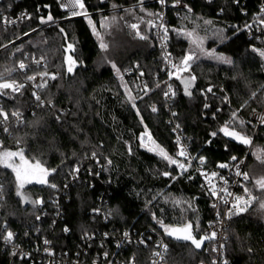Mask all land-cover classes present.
<instances>
[{
    "label": "trees",
    "instance_id": "1",
    "mask_svg": "<svg viewBox=\"0 0 264 264\" xmlns=\"http://www.w3.org/2000/svg\"><path fill=\"white\" fill-rule=\"evenodd\" d=\"M82 2L84 11L91 14L87 20L66 19L57 0H20L15 7L27 10L31 18L0 33V77L8 76L18 63L31 56L45 59L44 70L56 75L41 93L51 108H39L33 115L27 112L32 103L30 89L25 90L23 97L5 94L2 99L6 110L24 113L23 122L8 125V132L0 126V146L12 151L23 149L30 163L39 161L49 173L55 172L47 175L46 183H26L21 191L33 200L48 201L51 185L62 184L74 165L93 158L88 163L93 175L85 174L82 183L69 190V200L63 203L62 222L52 231L44 227V234L53 240L57 252L72 255L79 251L80 236L85 233L98 236L103 231L151 228L168 244L170 264H211V243L197 252L189 243L172 240L160 223L171 227L190 223L193 235L200 238L212 216L208 192L192 170L178 174L156 151H149V147L138 142L139 134L147 130L172 158L178 152L167 123L163 62L150 25L159 6L156 2L139 4L141 0ZM188 2L187 13L176 16L175 9L167 11L169 50L173 57L179 62L187 53L196 57L187 71L172 79L173 117L185 134L190 151L204 157L209 170L222 171L224 168L219 165H229L234 161L232 157H246L248 187L258 195V201L228 221L222 264H264V210H257L258 203L264 202V190L255 189L252 181L264 177V125L255 132L248 121L239 122L249 119L251 112L264 103V63L249 51L252 42L245 38L243 19L230 0H214L211 4L205 0ZM49 15L53 20L41 23V18L47 19ZM133 22L138 23V34L130 28ZM93 25L106 49L100 48ZM187 33L193 35L189 37ZM68 44L73 49L69 50ZM69 56L75 61L71 72ZM135 67L143 73L146 88L137 92L124 83L135 98L134 108L119 84L117 69L120 74ZM39 70L32 69L31 73ZM177 76L195 77L196 88L191 98L183 95ZM209 85L212 90L204 98L200 92ZM234 112L236 118L230 130L250 138V144H242L220 131L233 120ZM96 170L102 183L94 177ZM165 172L170 175L165 176ZM14 174L10 168L0 166V221L22 236L25 228L33 224L35 211L21 203V195L16 197ZM101 195L110 217L107 224L91 220L88 214ZM63 226L70 229L69 234L63 233ZM136 253L142 258L146 256L142 250ZM10 262L31 264L24 258L12 259L0 246V264Z\"/></svg>",
    "mask_w": 264,
    "mask_h": 264
},
{
    "label": "built area",
    "instance_id": "2",
    "mask_svg": "<svg viewBox=\"0 0 264 264\" xmlns=\"http://www.w3.org/2000/svg\"><path fill=\"white\" fill-rule=\"evenodd\" d=\"M20 0H0V33L8 28H13L20 23L31 18V14L25 9H19L15 6L18 5ZM189 0H164L161 4L160 0H141L139 4L156 2L158 4V9L155 12V17L150 21L152 28L154 40L156 42L157 48L160 51L161 59L163 62L162 72L165 76L163 99L166 103V109L169 114L167 123L171 126V132L174 136V141L176 142L178 151L181 146L186 149L187 157H178L177 154L173 159H178L179 162H183L186 165L187 170L184 171L177 167V165H171L175 168L178 174H183L189 170L197 176L200 181V185L208 192L210 196V206L212 209V216L210 220L206 223L202 236H211L215 232V238L213 241L209 242L212 244V261L211 264H222L224 255V244L228 238V221L235 215H229V210L231 209L232 203L234 202L235 196H241L247 199L248 194L245 189H248L249 179L245 180L243 176H237L235 173L238 169L241 173H247L245 171V159L242 158L232 161L227 167L221 170H209L205 166V159L202 156L194 155L189 148L185 134L182 132L180 127H177L178 123L174 120L175 112L171 109L173 99H174V88L172 85L173 77L179 72L174 67V65L180 66V62L176 60L169 50V18L167 11L169 8L175 9V15L180 13H187L190 11ZM214 0H205V2L211 4ZM234 7H237L239 15L243 19L242 28L245 38L252 42L249 45V51L255 55L262 63H264V56L260 55L261 51H264V23L261 19L264 18V0H230ZM58 8L61 13L66 15L68 18H83L85 20L89 19L91 16L87 12V16L77 15L72 16L71 10L62 7V4H66L67 0H57ZM253 5L251 8L250 6ZM222 11H218L220 15ZM5 19L10 22H5ZM47 22V19H44ZM45 22V23H46ZM132 24H136L137 28L133 29ZM130 28L136 33H139L138 23L133 22L130 24ZM167 29V32H165ZM188 55V54H187ZM28 58V57H26ZM36 61H40L39 64ZM23 63L26 65L24 70L19 69L18 63L8 76L0 77V82H11L16 81L17 83H22L24 85L23 89L19 92H12L11 89L0 90V108L9 114L7 122H3V118L0 117V126H5L12 124L17 126L21 124L16 118L11 116V113L15 110H6L2 106V99L5 94H9L13 97H23L25 90L30 89L32 96L31 108L27 110L31 115L35 113L39 108H51V104L45 102L41 93L43 89L47 86L49 80L51 79V74H49L45 67V59L42 57L31 56ZM32 69H40L38 72L31 73ZM47 72V76H41V73ZM169 73H173L170 77ZM28 76H35L36 79L29 81ZM123 83L128 84L137 92H143L146 88L145 77L143 73L135 68L125 69L119 75ZM39 84H45L44 87H37ZM169 86L171 91H169ZM209 88L212 90V85L207 86L201 90L200 94L205 98ZM36 95L40 96V101L35 99ZM165 93H168L166 96ZM41 101L43 102L41 104ZM153 106L151 107L152 110ZM22 115L20 120L23 121V111L17 110ZM252 128L257 129L264 125V103L260 109L253 110L247 122ZM179 126V125H178ZM144 132H141L138 136V142L141 145L140 137ZM179 138V144H177V139ZM252 140V139H251ZM145 144L151 147V144L147 141L145 137ZM178 153V152H177ZM204 159V163H200L199 158ZM94 159L91 158L85 163L81 162L74 165L70 173L69 178L60 185H55L52 188L51 197L48 201L37 198L35 200L28 197V195H21V203L23 205H29L35 211L33 216V224L28 225L25 228V232L22 236H19L17 231H13L8 228L6 222L0 221V246L6 250L12 259L17 258L21 260L22 258L30 261L31 264H170L169 258V247L166 243L164 237L156 230L151 228H145L142 230H137L135 228H126L117 232L103 231L100 235H96L93 232L85 233L80 236L79 251L74 252L69 255L67 252H57L54 249V242L49 235L45 233L46 228L51 229V231L62 222L64 210L63 203L68 202L69 190L75 185L81 184L84 180V175L92 176L93 172L89 168L88 163H92ZM190 164V166H189ZM217 173L215 177L211 176V173ZM207 174V176L205 175ZM95 179L102 183L99 179V172L96 170L94 173ZM223 178V179H221ZM215 186L218 192L217 196L211 195V188ZM224 189L227 193L232 195H226ZM249 190V189H248ZM254 199L250 201L246 209L250 208L258 200V196L249 190ZM227 199L229 203L225 204L224 199ZM38 201L39 203H34ZM3 202V183L0 178V215L2 211ZM235 211L234 209L232 210ZM89 217L91 220H100L104 224H107L110 217L108 213V208L104 203L103 196H98L96 198L95 206L92 207L89 212ZM67 229V231L65 230ZM63 233L65 235L70 233V229L67 226L62 227ZM8 232L13 233V239L11 242H6L4 237ZM127 233V236L125 235ZM47 241V243H45ZM167 246L165 251L164 246ZM142 250L146 254L145 258H142L136 251ZM160 253V255H156ZM11 264V262H10Z\"/></svg>",
    "mask_w": 264,
    "mask_h": 264
},
{
    "label": "snow or ice",
    "instance_id": "3",
    "mask_svg": "<svg viewBox=\"0 0 264 264\" xmlns=\"http://www.w3.org/2000/svg\"><path fill=\"white\" fill-rule=\"evenodd\" d=\"M161 4L164 3V0H160ZM62 7L66 8V9H70L71 10V15L72 16H77V15H84L87 16V12L84 11L85 9V5L82 2V0H67L66 4H62ZM262 11H264V9H262ZM53 17L51 15H49L47 17V21H52ZM5 22H10L7 21V19H5ZM46 21L41 18V23H45ZM261 22L264 23V18L261 19ZM206 23H210V21H206ZM89 24L91 25L92 22L91 20H89ZM93 32L95 34L98 35V33H96V29L95 26L93 25ZM131 27L133 29L137 28L136 24H132ZM64 30L61 29V32H63ZM165 32H167V29H165ZM186 35H188L189 37H191L193 35V33H187ZM142 39L145 37H141ZM194 43H197V41H194ZM100 47L102 49H106L107 45L103 42V40H101V44ZM67 48L69 50L73 49V45L72 44H68ZM261 56H264V51L260 52ZM193 60V56L191 54L186 55L182 61H181V65H183V67L181 68L180 66L174 65V67L177 69V71H187L188 68L190 67V61ZM67 61L69 64L68 67V71L71 72L73 70V65L75 64V61L72 60V57L69 56L67 57ZM230 62V61H228ZM37 64L40 63V61H36ZM113 67H115V65H113ZM26 68V65L23 62H20L19 64V69L24 70ZM117 74L119 75V70L117 69ZM48 73L44 72L41 73V76H47ZM173 75V73H169V76L171 77ZM51 79H55L56 76L52 75L50 77ZM178 79H181L180 76H177ZM27 79L29 81L35 80L36 77L35 76H28ZM195 80V77H190L187 79H182V83L184 84V89H185V94L186 95H191V93L188 91L189 87L191 86L192 81ZM46 86L45 84H39L37 85V87H44ZM24 85L22 83H17L16 81H11V82H0V90H5V89H11L12 92H19L21 89H23ZM127 91V89H126ZM169 91H171V87L169 86ZM207 91L211 92V88H209ZM174 94V93H173ZM33 95L35 96V99L37 101H40V96L36 95V93H33ZM165 95L167 96L168 93H165ZM129 101L132 102V106L135 108L136 105L134 103L135 98L132 97L131 95H129L128 97ZM43 102L41 101V104ZM205 107H207V105H205ZM152 111L155 112L156 108L153 106ZM137 114H139V111H137ZM21 113L18 111H14L11 113V116L16 118L19 122H23L20 120L21 117ZM233 116V120L229 121L228 124H226L224 127H222L220 129L221 132L224 133V135L226 136H230L233 139L238 140L240 143L242 144H250V138H248L245 135H242L241 133L235 131L234 129L230 130V125L235 121L236 118V113L234 112L232 114ZM0 117L3 118V122H7L8 118H9V114L7 112H5L2 108H0ZM241 124H243V121H240ZM177 127H179L177 125ZM5 132H8L9 129L7 127L4 128ZM213 136L217 135V133H212ZM145 137L147 138V141L153 146V147H149L148 150L149 151H156V154L159 155L162 159L166 160L170 165H177V167H179L180 169L186 171V165L183 162H179L178 159H173L166 151L163 147H161L160 145L156 144V142L152 139V136L150 133L147 132V130L141 135V137L139 138L141 141V146H147L145 144ZM177 144H179V138L177 139ZM131 151V150H130ZM261 150H258V158H261V154H260ZM95 155V154H93ZM178 157H187V152L186 149L181 146L179 148V151L177 153ZM17 158L19 160V163H17ZM200 159V163L203 164L204 163V159L201 157ZM233 160H236V157H232ZM0 166H3L5 168H10L16 176V180L18 182V191H17V195H22V193L19 191V189H22L24 187V184L27 182H31L30 177L32 176H36L37 173H39V176L37 178V182L38 183H46V177L47 175H49V171L45 168H43L40 164L39 161L35 162L34 164L30 163L24 156V152L23 149H18L16 151H12V150H5L2 148V146H0ZM190 166V164H189ZM219 167L224 168L227 167V165L225 164H221L219 165ZM52 171H55L54 169ZM165 176L170 175V173H163ZM237 176H243V178L245 180H248V173H241L238 169V165H237V171L235 173ZM207 176V174H205ZM217 175V173L213 172L211 173L212 177H215ZM223 179V178H221ZM259 188L261 190H264V177H261L260 179L256 180L255 182ZM52 187H55V185H51ZM223 191H225L226 195L230 196L232 195L231 193H227V190L224 189ZM245 192L248 194L247 199L241 196H235L234 197V202L232 203L231 209L229 210V215H233V214H238L240 212L246 211V207L247 205L250 203V201L252 199H254V197L251 196V194L249 193V190L246 188ZM211 195L212 196H217L218 192L215 189V186L213 185L211 188ZM34 203H39L38 201L34 202ZM224 203L227 204L229 203V201L225 198L224 199ZM261 207L264 208V204H261ZM235 210L234 212L232 210ZM161 226L164 227V231L165 233L170 236V237H174L176 240H182V241H190L192 245L195 246V248L199 249L202 244L203 241L205 239H214L215 238V232H213L211 234V236H205V237H201L200 239H197L193 233H192V224H186L182 227H171V226H165L163 225V222L161 221ZM67 231V229H65ZM125 235L127 236V233H125ZM6 242H11L13 239V233L8 232L7 235L4 237ZM47 243V241L45 242ZM165 251L167 250V246H164ZM156 255H160V253H156Z\"/></svg>",
    "mask_w": 264,
    "mask_h": 264
},
{
    "label": "rangeland",
    "instance_id": "4",
    "mask_svg": "<svg viewBox=\"0 0 264 264\" xmlns=\"http://www.w3.org/2000/svg\"><path fill=\"white\" fill-rule=\"evenodd\" d=\"M98 37H99V46H100V44H101V35L100 34H98ZM104 42V41H103ZM101 48V47H100ZM187 54H191L192 56H193V60L192 61H190V65H192L195 61H196V57L194 56V54H192V53H187ZM186 54V55H187ZM180 66H181V68L183 67V65H181V62H180ZM114 71H116V70H114ZM181 72H184V71H179V73H181ZM52 75H55V74H52ZM51 75V76H52ZM120 75V74H119ZM119 75L117 74V78H118V81H119V84H120V86H121V88H122V90H124V93H125V96H126V98L128 99V97H129V95H131L130 94V92L128 91V89L124 86V83L121 81V79H120V77H119ZM56 76V75H55ZM126 89H127V91H126ZM133 97V96H132ZM240 121H243V123H246L247 121H248V119H246V120H242V119H240ZM239 121V122H240ZM237 122H238V118H237ZM35 162H32V164H34ZM38 176H39V173H37L36 174V176H32L31 178H32V181L34 182V183H38L37 182V178H38ZM249 177V176H248ZM261 177H257V178H255V179H253L252 181H253V185H254V187H255V189H257V190H261L260 188H259V186L255 183L256 182V180H258V179H260ZM248 189L250 190V191H252L249 187H248ZM21 193H22V191H20ZM253 192V191H252ZM255 193V192H254ZM256 194V193H255ZM257 195V194H256ZM22 196H23V194H22ZM258 196V195H257ZM258 201V200H257ZM261 204H264V202H259L258 203V205H257V210H264V208H262L261 207Z\"/></svg>",
    "mask_w": 264,
    "mask_h": 264
},
{
    "label": "water",
    "instance_id": "5",
    "mask_svg": "<svg viewBox=\"0 0 264 264\" xmlns=\"http://www.w3.org/2000/svg\"><path fill=\"white\" fill-rule=\"evenodd\" d=\"M141 37H142V36H140L139 38H141ZM187 78H190V77H187V76L181 77V79H178V83H179L180 87L182 88L183 95H184L186 98H191V96H192V92H193V91L195 90V88H196V82H195V80L192 81L191 86H190L189 89H188V91L191 93V95H186V94H185V89H184V84L182 83V79H187ZM54 173H55V172H50L49 175H52V174H54ZM17 191H18V190L15 191V195H16V197H19V195H17ZM201 237H203V236H201ZM201 237H200V238H201ZM171 238H172V240L177 241V242H179V243H189V244L193 247V249H194L195 251H197V252H201L202 249L204 248L205 244H207V243L213 241V239H205V240L203 241L202 246H201L199 249H197V248H195L194 245L191 244L190 241L176 240L174 237H171ZM200 238H198V239H200Z\"/></svg>",
    "mask_w": 264,
    "mask_h": 264
},
{
    "label": "flooded vegetation",
    "instance_id": "6",
    "mask_svg": "<svg viewBox=\"0 0 264 264\" xmlns=\"http://www.w3.org/2000/svg\"><path fill=\"white\" fill-rule=\"evenodd\" d=\"M14 176H15V174H14ZM16 177V176H15ZM15 180H16V178H15ZM30 180H31V182H27V183H32V178L30 177ZM26 184V183H25ZM25 184H24V187H25ZM23 187V188H24ZM22 188V189H23ZM16 190H18V182H17V180H16ZM19 191H21V189H19Z\"/></svg>",
    "mask_w": 264,
    "mask_h": 264
},
{
    "label": "crops",
    "instance_id": "7",
    "mask_svg": "<svg viewBox=\"0 0 264 264\" xmlns=\"http://www.w3.org/2000/svg\"><path fill=\"white\" fill-rule=\"evenodd\" d=\"M32 183H34V182L32 181ZM19 197H20V195H19Z\"/></svg>",
    "mask_w": 264,
    "mask_h": 264
}]
</instances>
